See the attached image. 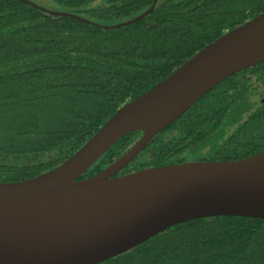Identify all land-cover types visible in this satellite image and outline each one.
Masks as SVG:
<instances>
[{
    "label": "trees",
    "instance_id": "trees-1",
    "mask_svg": "<svg viewBox=\"0 0 264 264\" xmlns=\"http://www.w3.org/2000/svg\"><path fill=\"white\" fill-rule=\"evenodd\" d=\"M49 1L48 9L82 18L0 0V182L62 163L120 106L264 11V0H157L136 22L105 29L94 23L131 19L154 0ZM141 135L135 130L121 137L80 177L100 172ZM262 151L264 60L216 84L117 175ZM97 264H264V218L190 219Z\"/></svg>",
    "mask_w": 264,
    "mask_h": 264
},
{
    "label": "water",
    "instance_id": "water-1",
    "mask_svg": "<svg viewBox=\"0 0 264 264\" xmlns=\"http://www.w3.org/2000/svg\"><path fill=\"white\" fill-rule=\"evenodd\" d=\"M25 1L53 15L82 18ZM156 3L131 19L94 24L105 29L131 24ZM263 60L264 11L226 31L120 106L62 163L27 179L1 181L0 264H97L190 219L264 218V151L239 159L189 160L117 175L158 132L216 84ZM135 130L142 135L124 154L100 172L80 177Z\"/></svg>",
    "mask_w": 264,
    "mask_h": 264
},
{
    "label": "rangeland",
    "instance_id": "rangeland-1",
    "mask_svg": "<svg viewBox=\"0 0 264 264\" xmlns=\"http://www.w3.org/2000/svg\"><path fill=\"white\" fill-rule=\"evenodd\" d=\"M38 4H41L42 6L46 7V8H53V4L49 1V0H32ZM47 1V2H46Z\"/></svg>",
    "mask_w": 264,
    "mask_h": 264
}]
</instances>
